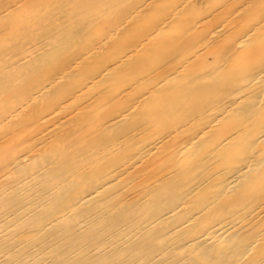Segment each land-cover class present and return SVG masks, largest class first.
I'll use <instances>...</instances> for the list:
<instances>
[{
	"label": "bare ground",
	"instance_id": "obj_1",
	"mask_svg": "<svg viewBox=\"0 0 264 264\" xmlns=\"http://www.w3.org/2000/svg\"><path fill=\"white\" fill-rule=\"evenodd\" d=\"M0 264H264V0H0Z\"/></svg>",
	"mask_w": 264,
	"mask_h": 264
}]
</instances>
